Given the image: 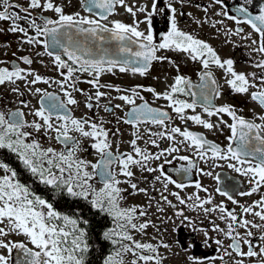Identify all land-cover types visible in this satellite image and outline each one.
Instances as JSON below:
<instances>
[{"label": "snow or ice", "instance_id": "6c2138e0", "mask_svg": "<svg viewBox=\"0 0 264 264\" xmlns=\"http://www.w3.org/2000/svg\"><path fill=\"white\" fill-rule=\"evenodd\" d=\"M185 2L150 0V5L135 2L129 5L127 0H79L80 7L87 13L83 15L80 11H65V7L71 6V0H63L59 4L56 0H26V7L12 0H0V22L10 25L7 29H0V33L19 34L20 50L25 44L34 49L42 47L43 51L34 54L49 57L60 77H49L32 68L34 60L31 55L17 56L13 52L14 60H0V86L11 85L10 91L15 96L13 103L18 105L14 109H0V149L14 154L23 170L50 192L54 191L60 200L68 197L75 198L74 202L83 200L90 211L95 209L96 214L104 213L111 217L114 226L104 231L102 236L117 247L103 264H125V255L132 257L130 264H162L158 248L167 249L169 244L163 241L158 245L142 242L133 234L144 233L152 224L147 219V208L151 207L153 199L150 189L140 187L136 182L133 168L139 170L145 182H148V176L144 174L148 173L152 175L153 184L161 185L160 189H156L161 194L156 204L157 211L163 212L161 200L170 207H176L163 195L170 184L177 189L194 186L209 193L199 180L186 185L167 173L165 165L172 164L174 160L183 162L174 168L177 174L188 177L196 170L216 181H220V176L212 169L226 166L247 180L248 190L239 191L240 196L260 193L251 204H241L229 191L217 186L215 191L236 205L239 213L236 208L228 209L223 202L214 204L212 195L205 198L199 192L185 198L179 192H172L171 195L180 205L202 210L206 215L219 212L218 218L225 223L222 228L212 222V230L230 242L225 246L224 240L215 239L222 255L211 258L208 264H215L217 259L225 264V257L231 264H264V193L261 192L264 188V114L256 117L260 121L257 123L256 119L238 115L229 104L215 105L213 101L221 95V85L212 71L213 66L219 68L223 72L224 83L232 92L249 95L252 101L264 108V3H260L255 15L249 8L253 0H240L232 14L225 7L226 0H212V4L203 7L206 14L204 22H209L207 13L213 5L218 6L215 16L224 19L211 23L213 28L222 25L226 37L232 35L233 30L224 25L225 19L238 26L247 24L258 35L257 40L252 32L241 35L243 27L234 30V34L241 35V39L251 40V51L260 56L254 64L260 70L257 74L237 71L232 58H222L206 40L181 29L178 15L185 13H178L176 5L182 7ZM117 7L131 16L132 23L109 19L116 14ZM47 12L54 13V18L45 15ZM141 15L143 19H140ZM157 15L166 18L169 24L159 37L153 29V19ZM20 21L25 24L21 25ZM195 22L200 24L201 20ZM141 23L147 25L145 30L140 29ZM220 30L217 28L218 32ZM167 51L183 53L189 60L198 63L197 80L181 74L175 61L159 54ZM164 61L175 68L176 75L163 91L143 84L123 87L101 83L102 76L115 75L117 70L147 77L154 62ZM40 63H44L42 59ZM82 76L86 78L82 79ZM19 82H23V87ZM40 84L56 86L58 91L41 88ZM80 84L90 85V89L81 88ZM112 92L117 95L113 96ZM144 92L151 93L154 100L166 101V108L171 109V113L182 122L192 121L210 131L222 130V125L227 127L230 131L226 137L227 144L221 146L203 133L191 131L187 126L183 129L176 126L170 112L153 107L142 95ZM77 93L84 97L85 108L95 112L97 118L72 114L69 106L81 103ZM26 95L38 97V106L26 99ZM104 100L107 103H103ZM116 100L122 103H113ZM198 107L201 112L196 111ZM25 109H28L27 113ZM101 109L117 125L131 126L130 151H120L119 144L113 151V139L120 135V128L113 130L107 127L112 120L99 116ZM117 110L123 111L124 115H117ZM188 110L192 114H186ZM205 114L208 119L204 118ZM27 115L33 119L29 121ZM224 115L231 118V123L224 120ZM213 116L218 118L216 123L210 119ZM151 126H156L158 130L153 131ZM37 134L54 140L63 148L57 150L54 146H42L36 138ZM80 138L91 141L89 147L95 153V161L80 155L87 151ZM165 141L168 142L166 147L163 146ZM182 149L192 152V155L180 154ZM153 162H156L155 166ZM201 163L206 167H199ZM0 170V264H86L89 242L86 230L80 226L81 221L57 211L54 202H50L51 195L44 198L22 183L17 178L19 171L9 163L0 161ZM122 184L128 187H120ZM125 193L144 194L148 197L147 207L122 206V201L127 199ZM175 215L191 222L183 209L177 210ZM257 218L260 223L256 222ZM82 223L90 222L84 219ZM203 231L204 244L208 245L211 237L207 230ZM12 236L23 239H11ZM195 246L194 241L187 245ZM187 259L191 264H205L204 259L197 257L189 256Z\"/></svg>", "mask_w": 264, "mask_h": 264}, {"label": "flooded vegetation", "instance_id": "af4514ba", "mask_svg": "<svg viewBox=\"0 0 264 264\" xmlns=\"http://www.w3.org/2000/svg\"><path fill=\"white\" fill-rule=\"evenodd\" d=\"M13 3H20L22 6H27L26 0H12ZM144 4L148 3L150 5V0H127L129 5L133 3ZM240 2V0H226L225 7L229 10V13L232 14L235 10V6ZM56 3H63V0H56ZM260 3H264V0H253V4L249 5L250 11L252 13L258 14ZM212 4V0H186V2L181 7L180 4H177V11L184 12L185 15H178V24L179 27L185 31L191 32L192 34L198 36L201 39L206 40L210 43L218 52L222 58H232L235 61V69L237 71H243L246 73L256 72L259 74L260 70L255 68L254 64L260 59V56L257 53L251 51V40L241 39V35L247 34L249 32L253 33L254 39H259L258 35L253 32L251 27L247 24L236 25L233 21L224 20V25L233 30V34L225 36L223 32V26L217 25L216 28H213L211 21L224 19L223 17L215 16V12L218 10V6L213 5L210 11L207 13V16L210 18L209 22H204L206 16L203 11V7ZM199 5V7H197ZM163 7V3L160 5ZM67 13L74 11H80L81 14L87 15L80 7L79 0H71V6L65 7ZM187 13H191V16H188ZM23 15V14H22ZM45 15L53 17L54 13L47 12ZM110 20H121L125 23H132L131 16L124 11L123 8L117 7L116 14L109 17ZM140 19H143V16H140ZM201 20L200 24H197L195 21ZM21 25H24V21H20ZM8 22H0V29H7L9 27ZM147 27L146 24L141 23L140 29L145 30ZM169 27V24L166 22V18L159 15L155 16L153 19V29L154 33L159 37L160 33L165 32ZM236 27H243L244 33L241 35H235L234 30ZM217 28L221 29L219 32ZM19 34L9 33L7 31L0 33V60L12 61L15 58L11 55L13 52L17 56L22 55H31L34 63L31 66L39 73L59 79V75L56 69L51 64V59L46 55L43 57H37L34 53L37 51H43L42 47L32 48L29 45H24L23 50H20V44L18 39ZM160 55H166L175 61L179 66L180 73L190 77L193 81L197 80L196 73L200 69V65L196 62L189 60L183 53H178L174 51L161 52ZM43 60V64L40 63V60ZM22 67H27L26 65L21 64ZM212 71L215 73L216 77L219 79L221 85V95L214 98L213 103L217 106L223 104H229L237 110L238 115H242L248 119H256L258 115L264 114V108H261L257 102L251 100L249 95L246 94H237L232 92L228 86L224 83L223 72L213 66ZM176 75L175 68L168 62H154L150 70V74L147 77H141L139 75L133 76L131 73H120L118 70L115 75L106 74L102 76L101 83H112L121 85L123 87H131L136 84H143L145 86H153L157 91H163L166 89L167 85L172 83V77ZM86 76H82V79ZM158 78V79H154ZM20 86L23 87V82H19ZM41 88H48L49 91H58L56 86L48 87L47 85L40 84L38 85ZM79 87L84 89H90V85L80 84ZM11 85L0 86V98H2V103H0V109L15 108L18 105L13 103L15 96L10 91ZM102 91H107L106 89H101ZM113 96L117 93L112 92ZM145 98L152 104L153 107L165 108L173 116V122L176 126L183 127L187 126L189 130L203 133L209 140L219 143L221 146L227 144L226 137L230 135V131L227 127L221 126L222 130H207L202 126L196 125L192 121L182 122L179 118L175 116L174 113H171V109L166 108L167 102L160 99L154 100L151 93H142ZM76 97L81 103L75 106H69L71 108L72 114L76 117H82L85 115L92 116L97 118L95 112H89L83 103L84 97L79 93L76 94ZM185 98V97H181ZM26 99L30 100L33 105L38 106L37 101L38 97H33L31 95H26ZM139 102V101H138ZM103 103H107V100H104ZM113 103H122L119 100L113 101ZM127 106H125V111ZM197 112L202 110L198 107ZM25 112H28V109H25ZM188 115L192 114L191 110H188L186 113ZM117 115L123 116L124 112L117 110ZM99 116L104 117L105 120H112L111 124H107V127L115 130L116 127L120 128V135L113 139V151H116L117 144H119V150L130 151V146L128 141L131 137V126L120 123L116 124L115 120L108 114L103 112L101 109L99 111ZM26 118L31 121L32 116L27 115ZM205 119L208 117L204 116ZM224 120H227L231 123V118L227 115H224ZM213 123H216L218 118L213 116L210 118ZM257 123H260L256 119ZM153 131H157L156 126H151ZM73 135H77L73 133ZM36 138L41 142L42 146H54L57 150L63 148V145L57 144L54 140H49L46 136L42 134H37ZM79 138V137H78ZM84 147L87 151L80 153V155L89 160L95 161L96 156L94 151L89 147L91 141L87 139H82ZM124 142L122 146L121 143ZM143 146V142H140ZM167 141L163 142V146H167ZM156 151V149H152ZM180 154L192 155V152H185L183 149ZM0 161H4L10 164L13 168H16L19 171L18 179L22 183H26L31 187L37 194L48 198L49 195L52 196L50 202H54V207L57 211H60L64 215H69L72 218L78 219L81 221L80 226L83 227L87 232V240L89 242V251L85 254L86 264H103L104 259L107 258L110 254H113L117 246L111 244L110 241L104 240L102 233L109 228H112L114 225L112 223L111 217H107L104 213L96 214L95 209L88 208L87 202L79 200L74 202L75 198L68 197L66 200H60V198L55 194L54 191H49L46 187L40 184L38 181H35L34 177H31L29 173L23 170L22 165H19L18 160L15 155L10 153L7 149H0ZM156 162H153L155 166ZM178 160H174L172 164L165 165V170L167 173L171 174L174 179L178 182H183L186 185H191L194 181L199 180L204 187L209 189V193H204L203 191L197 190L194 186H187L184 189H177L174 185H169L168 190L163 193L167 196L169 200L176 206L175 208L170 207L164 201H160V205L163 207V212L157 211L156 201L160 200V192L156 189H160L161 185L159 183L153 184L152 175L145 173L144 175L148 176V182H145L138 169L133 168V171L136 173V182L139 183L140 187H146L150 189V196L153 197L151 202V207L147 208L148 217L152 221V224L145 230L144 233H134V236L137 240L142 242H150L154 245H158L160 241H163L169 244V248L159 247L158 254L163 258L162 264H191L187 259L189 256L197 257L199 259H204L205 264H208V261L213 257H219L222 255V252L215 244V239L219 238L224 240L225 246L230 242L225 239L222 235L216 233L212 230V222L220 225L224 228L225 223L221 221L219 217V212H211L207 215L202 210H193L186 205H180L176 200V197L171 195L172 192H179L182 198L190 196L194 192H199V195L202 198H205L207 195H212L213 203L220 204L223 202L228 209L236 208L237 213L240 212V209L233 205L226 197L219 195L215 191L216 187H221L222 190L229 191L230 194L234 195V198L237 199L241 204H251L253 201L259 198L260 193L254 194L252 196H240L239 191H247L248 184L246 178L239 176L234 173L231 169H228L226 166L222 168H215L212 171L215 174H219L220 181L214 180L212 177L203 176L198 171L194 170L191 176L183 177L177 174L174 171V168H178L180 164ZM223 163V162H221ZM199 167H206L202 163ZM2 171V170H0ZM158 174V173H157ZM97 182V187H99ZM122 188L126 186L120 185ZM261 192L264 193V188L261 189ZM125 193L124 195H126ZM58 201V202H56ZM190 203V202H189ZM148 197L143 196L138 202L134 201V206H144L147 207ZM207 207H212V205H206ZM183 209L184 215L191 218V222L183 220V217L176 216L175 213L177 210ZM249 219H253L251 216ZM87 219L90 223L84 224L82 221ZM257 223H260L258 218L256 219ZM208 231L209 237L211 239L208 242V245L204 244L205 236L204 231ZM243 232V229L240 230ZM253 232L256 235H259V232L256 229H253ZM11 239H23L22 237H10ZM195 242V247H187L192 242ZM259 243V241H257ZM246 251V249H245ZM16 252L14 250L13 257L15 258ZM207 258V259H205ZM215 264H222V262L217 259ZM225 264H231L228 261V257H225Z\"/></svg>", "mask_w": 264, "mask_h": 264}, {"label": "rangeland", "instance_id": "374dc122", "mask_svg": "<svg viewBox=\"0 0 264 264\" xmlns=\"http://www.w3.org/2000/svg\"><path fill=\"white\" fill-rule=\"evenodd\" d=\"M82 139H84V138H82ZM82 143H83V141H82ZM121 145L123 146L124 142H122ZM123 186H126V188L128 187L126 184H123ZM125 196L127 197V199L125 201H122V206L131 207V206H134V201L138 202V200L141 199L144 196V194H136V195L126 194ZM131 259H132V257L130 255H125V257H124L125 264H130Z\"/></svg>", "mask_w": 264, "mask_h": 264}]
</instances>
